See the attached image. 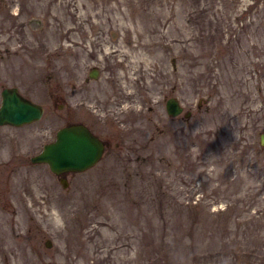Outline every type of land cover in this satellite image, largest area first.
<instances>
[{
    "label": "rangeland",
    "instance_id": "1",
    "mask_svg": "<svg viewBox=\"0 0 264 264\" xmlns=\"http://www.w3.org/2000/svg\"><path fill=\"white\" fill-rule=\"evenodd\" d=\"M32 19L31 62L0 46V75L44 110L0 126V264H264V0H0L2 41ZM109 72L148 112L131 132L105 126L101 160L62 187L29 159L60 127L102 119L78 106L118 101Z\"/></svg>",
    "mask_w": 264,
    "mask_h": 264
},
{
    "label": "water",
    "instance_id": "2",
    "mask_svg": "<svg viewBox=\"0 0 264 264\" xmlns=\"http://www.w3.org/2000/svg\"><path fill=\"white\" fill-rule=\"evenodd\" d=\"M30 23L40 26L39 19ZM92 77L96 76L91 72ZM166 112L170 116L179 115L183 108L176 98L166 101ZM42 106L22 97L15 89L3 91V101L0 106V125L20 126L39 120L42 116ZM189 116V113H186ZM260 144L264 145V134L260 135ZM104 145L82 124L74 123L57 130L54 141L45 144L42 151L30 158L32 163H44L49 170L59 177L62 187H67L66 174L82 172L94 166L102 157ZM52 245L50 240L45 246Z\"/></svg>",
    "mask_w": 264,
    "mask_h": 264
},
{
    "label": "flooded vegetation",
    "instance_id": "3",
    "mask_svg": "<svg viewBox=\"0 0 264 264\" xmlns=\"http://www.w3.org/2000/svg\"><path fill=\"white\" fill-rule=\"evenodd\" d=\"M27 25L30 26L29 21H27V24L25 23L22 25L21 37H19L17 39L14 37H11V38H8L4 42L0 38V46L3 47L7 51L11 47L14 49L18 48L15 46V44H18V45H19V43L21 44L20 46H22V47L19 48L18 50H23L24 52H21V55H17V56H19V58L23 62H27V61L31 62L32 58H33V56H32L33 51L29 50L30 48H32V46H31L32 41L30 40V38L28 39L25 37L27 35L25 32V27ZM1 35H5V33H1ZM112 40L115 41V40H117V38L116 39L112 38ZM26 47H28L29 49H26ZM99 51L100 50H96V53L94 54L95 59L92 57V59H90V62H88V64L91 63V65L88 66L86 76L83 79L84 85H88V83H90V82H96L97 81L96 78H97L98 73H99V70L97 69L98 68L97 64H99L97 62L98 61L97 55H98ZM116 55H117V53H114V56H116ZM110 58H113V55H111V57H109V59ZM27 65L26 64L18 65L16 67L17 69H14V71L25 72L28 68ZM112 69H113V67H112ZM3 72H8V71L5 70ZM91 72H95L96 76L92 77ZM0 76H1V80H2V83L0 85V104L3 101V91L5 89H15L16 92H18L21 96H23L24 98H26L30 101H33L30 98L29 90L26 91V87H24L25 89L22 90V85L20 84V82L16 81L14 79V78L19 79L20 77L18 75L16 77H12L11 75L8 76V75L2 73V75H0ZM123 79H125V78L122 77L120 80H118L113 72H109L107 82H108V84H110V92L113 91V87L116 88L117 90H119V92L117 93L118 101L117 100L113 101L112 95L109 96L107 93H105L104 98H101L100 100L91 101L92 103L89 102V100H87V99H80V101H79V106H78L79 110L84 109V110H88L90 114L95 115V113H98L101 115V117H99V118H102V119L98 120L97 123L96 122L91 123L92 125L90 124V122L85 123V121L78 122V123L86 126L88 128V130L93 135L98 137L103 142L105 149H107L109 147L110 137L108 136L109 138L104 139L102 137L104 135L99 134V133H104L105 126L110 125V124L115 125V126L123 125V126L128 127V132H131L132 130L140 129L141 125L138 123V121H139L141 116L145 115V112H146V114L148 112L147 106L145 105L146 102L139 101V103H138L137 99L132 100L133 97L129 98L128 95H124L125 93H122L121 81H124ZM7 83H8V85H7ZM138 86H141V85H138ZM141 90H142L141 88H139V90H135L137 96H139ZM166 100H165V103H166ZM88 103H91V104H88ZM112 103H113V105H112ZM166 114H167V112H166ZM168 116L171 118H174L170 115H168ZM99 118H97V119H99ZM32 123H34V122H32ZM30 124L31 123H28V124H24V125L18 126V127L10 126V125H0V126L24 128ZM100 127H102V128H100Z\"/></svg>",
    "mask_w": 264,
    "mask_h": 264
},
{
    "label": "trees",
    "instance_id": "4",
    "mask_svg": "<svg viewBox=\"0 0 264 264\" xmlns=\"http://www.w3.org/2000/svg\"><path fill=\"white\" fill-rule=\"evenodd\" d=\"M229 206V205H228ZM226 212H221V213H217V214H224ZM255 218V217H253ZM231 251L233 252H236L238 254V256L242 255L243 257H245L248 261H250L251 259H253V255H256V253L252 250H240V249H235L233 246H231ZM160 255H163L162 253H158L156 255H153V257H158L157 259L160 260L162 256ZM247 264V263H246ZM249 264H262L261 262H251Z\"/></svg>",
    "mask_w": 264,
    "mask_h": 264
}]
</instances>
